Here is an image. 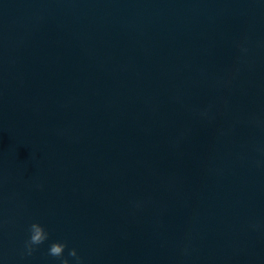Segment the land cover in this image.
I'll return each instance as SVG.
<instances>
[{
	"label": "water",
	"instance_id": "water-1",
	"mask_svg": "<svg viewBox=\"0 0 264 264\" xmlns=\"http://www.w3.org/2000/svg\"><path fill=\"white\" fill-rule=\"evenodd\" d=\"M55 241L264 264V0H0V264Z\"/></svg>",
	"mask_w": 264,
	"mask_h": 264
},
{
	"label": "clouds",
	"instance_id": "clouds-1",
	"mask_svg": "<svg viewBox=\"0 0 264 264\" xmlns=\"http://www.w3.org/2000/svg\"><path fill=\"white\" fill-rule=\"evenodd\" d=\"M28 230L30 235L25 241L24 247L25 254L31 256L40 245L49 239L50 233L39 221L31 223ZM67 246V241H55L49 246L47 255L60 259L61 264H72V261L64 256ZM68 256L76 258V264H82V257L79 256L76 248H72L68 252Z\"/></svg>",
	"mask_w": 264,
	"mask_h": 264
}]
</instances>
